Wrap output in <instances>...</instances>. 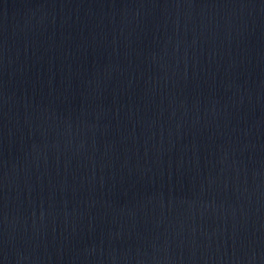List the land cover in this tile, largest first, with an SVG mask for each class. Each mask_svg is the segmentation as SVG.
<instances>
[{
  "label": "water",
  "instance_id": "obj_1",
  "mask_svg": "<svg viewBox=\"0 0 264 264\" xmlns=\"http://www.w3.org/2000/svg\"><path fill=\"white\" fill-rule=\"evenodd\" d=\"M0 264H264V0H0Z\"/></svg>",
  "mask_w": 264,
  "mask_h": 264
}]
</instances>
